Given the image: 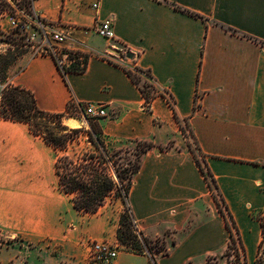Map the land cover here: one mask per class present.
<instances>
[{"label": "crops", "instance_id": "0c3cea01", "mask_svg": "<svg viewBox=\"0 0 264 264\" xmlns=\"http://www.w3.org/2000/svg\"><path fill=\"white\" fill-rule=\"evenodd\" d=\"M34 8L51 30L67 34L66 51L88 57L86 70L65 79L52 55L25 54L11 65L9 81L31 90L49 112H67L72 101L105 104L108 115L97 120L110 149L154 144L142 155L129 204L144 236L175 235L170 254H156L158 264H206L210 256L237 264L224 256L230 231L189 142L205 156L218 197L235 220L244 264H258L264 238V0H37ZM108 17L114 19L113 41L95 30ZM135 66L151 70L174 107L162 93L145 108L125 70ZM67 115L64 123L71 126ZM78 119L83 123L71 127L85 126ZM86 142L92 146L88 137ZM56 157L27 123L0 117V264H89L87 238L119 243L122 199L95 214L76 209L59 188ZM115 264L152 263L148 254L120 249Z\"/></svg>", "mask_w": 264, "mask_h": 264}, {"label": "trees", "instance_id": "16d2710c", "mask_svg": "<svg viewBox=\"0 0 264 264\" xmlns=\"http://www.w3.org/2000/svg\"><path fill=\"white\" fill-rule=\"evenodd\" d=\"M178 8L192 15L203 17L199 13L189 9L179 6ZM71 54L72 63L64 69H61L65 79H67L68 73L84 72L87 67V56L84 55L82 58L81 53L71 52ZM16 60L17 58H13L11 62L14 63ZM125 70L141 90L145 98V108L150 109L155 97L162 94L156 84L151 81L155 80L151 70L138 66L133 68L125 67ZM166 97L171 106L174 107L172 99L167 95ZM82 104L79 103V105ZM72 107L73 103L71 102L67 112L55 113L45 111L39 107L35 94L31 90L12 84L8 86L2 95L0 117L27 123L34 134L42 136L48 144L56 149L55 169L59 179V188L61 191L72 196V201L76 209L95 214L110 197L121 198L125 206L120 216L117 233L118 240L126 245L129 251L148 254L151 263L158 264L155 252L169 255L171 246L175 245L176 241L173 240L171 246L168 248L166 239L160 245L153 243L154 239L144 236L137 227V222L129 204V194L133 184V178L141 168L142 155L152 148L154 144L148 141H139L137 144L142 145V147H137L132 151L135 159L124 155V153H131V150L128 148H120L111 153V149L105 141L103 130L98 123L97 119L99 118L86 115L90 124V129L88 130L83 128H70L64 123V117L71 113ZM182 131L186 138L190 136L185 127H182ZM82 134H87L88 142L92 144V149H88L82 154H78L76 158H73L67 151L72 145L81 142ZM189 147L195 156L197 165L203 173L209 188L215 196L219 210L225 218L230 231L229 245L224 253V256L228 258L227 263L232 262L230 257L234 252L237 259H239L237 263L244 264L245 255L243 253L244 249L241 236L226 203L218 197L216 179L197 143L195 142L193 146L189 142ZM115 157L123 159L125 162H119L120 160ZM259 218L262 223L264 235V215H260ZM261 252L264 253V238L260 245L259 253ZM217 259L218 257L216 256H210L206 264H212L210 262ZM257 260L259 264H263L264 262L261 256Z\"/></svg>", "mask_w": 264, "mask_h": 264}, {"label": "built area", "instance_id": "2783aa9c", "mask_svg": "<svg viewBox=\"0 0 264 264\" xmlns=\"http://www.w3.org/2000/svg\"><path fill=\"white\" fill-rule=\"evenodd\" d=\"M36 1L37 0H9L14 10H6L4 14L11 28L17 33L20 32L26 35L27 40L32 43L33 47H36L35 51L37 54L52 55L59 68L64 69L72 63L71 52L66 51L62 47V43L67 39V34L65 32L51 30L50 23L47 19L35 11L34 5ZM94 6L97 7L98 4L95 3ZM95 30L100 36L107 40L113 41L116 39L113 17H108L100 21L95 26ZM113 46L112 50H114ZM111 53L114 52L111 51ZM129 53H131V51L127 49L124 56H122L129 58ZM151 81L156 84L155 80ZM9 84L10 83L3 81L0 77V102ZM158 90L161 91L159 88ZM161 92L169 96L167 92ZM72 103L73 107L71 113L74 111V113H82L84 116L88 115L95 118H102L108 115L107 107L103 103L87 102L82 105H79L76 101H72ZM85 243L89 249L88 258L91 264H115L121 248L119 243L110 242L108 240L100 241L92 238H87ZM259 256L262 257L263 253H259Z\"/></svg>", "mask_w": 264, "mask_h": 264}, {"label": "rangeland", "instance_id": "374dc122", "mask_svg": "<svg viewBox=\"0 0 264 264\" xmlns=\"http://www.w3.org/2000/svg\"><path fill=\"white\" fill-rule=\"evenodd\" d=\"M6 10H14V9H13V6L10 4L9 0H0V77L3 81L10 83L9 84V86H10V85H12V83L9 81V75H10V71H11V65L13 64L11 62L13 60V58L18 59L20 56L25 55V54L32 56V55L37 54V52L35 51L36 47H33L32 43L27 40L26 35H24L20 32L17 33L15 30H13L11 28L8 19H7L6 15L4 14V12ZM113 49L116 51H120L119 53H121L123 56H124L125 51H126L125 49H124V51L119 50V48H117L116 45L113 46ZM111 55L113 56L115 61L120 59L114 53H111ZM124 66H126V63H124ZM72 112L73 113H70L69 115H67V117L72 116V117L82 118L83 120H85L84 121L85 126L81 127V128L86 129V130L90 129L89 121L84 116V114L74 113V111H72ZM69 127L75 128V127H71V126H69ZM86 137H88L87 134H82L81 142L78 144L72 145L70 147V149L67 151V153L71 157L76 158L78 154H82L84 151H86L88 149H92V146L90 144H87ZM123 147H124L123 149L128 148L131 150V153H124V155H127L131 159H135V155L132 153V151H134L135 148H137V147L141 148L142 145H138L137 143H128V144H125V146H123ZM116 150H118V149L117 148L111 149V153L113 151H116ZM115 158L119 159L117 157H115ZM119 160H120L119 162H125V160H123V159H119ZM110 201H113V197H110L107 200V202H110ZM124 206H125V203H124ZM174 236L175 235L173 234L172 231H168L165 234L161 235L158 240L154 239L153 243L162 245V241L164 239H166V242L169 241L171 243V238H173ZM10 240H17V239L16 238H10ZM119 244L121 247L120 249L128 250V247L126 245H124L123 243H121L120 241H119ZM21 245H25L26 249L29 248L28 243H22ZM153 245H155V244H153ZM167 246L169 248L171 246V244H168ZM56 252H58V247H53L51 249V253L55 254ZM155 253L159 254L157 252H155ZM230 258H231V261H234L235 263H237L239 261V259H237L234 252ZM262 260L264 261L263 256H262ZM88 261H89V258H88ZM210 263L219 264V259L212 260ZM257 263L259 264V262H257ZM89 264H91L90 261H89ZM263 264H264V262H263Z\"/></svg>", "mask_w": 264, "mask_h": 264}, {"label": "bare ground", "instance_id": "6f19581e", "mask_svg": "<svg viewBox=\"0 0 264 264\" xmlns=\"http://www.w3.org/2000/svg\"><path fill=\"white\" fill-rule=\"evenodd\" d=\"M69 123L71 124V126H77L78 127L79 125H81L83 123V121H81L78 118L72 117L69 119Z\"/></svg>", "mask_w": 264, "mask_h": 264}, {"label": "water", "instance_id": "95a60500", "mask_svg": "<svg viewBox=\"0 0 264 264\" xmlns=\"http://www.w3.org/2000/svg\"><path fill=\"white\" fill-rule=\"evenodd\" d=\"M128 57H130V58L133 57V54L132 53H129L128 54Z\"/></svg>", "mask_w": 264, "mask_h": 264}]
</instances>
